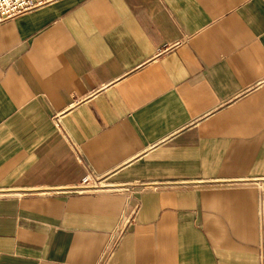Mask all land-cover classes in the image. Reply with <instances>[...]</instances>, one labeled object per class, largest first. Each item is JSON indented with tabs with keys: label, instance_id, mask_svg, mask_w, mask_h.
Wrapping results in <instances>:
<instances>
[{
	"label": "crops",
	"instance_id": "obj_1",
	"mask_svg": "<svg viewBox=\"0 0 264 264\" xmlns=\"http://www.w3.org/2000/svg\"><path fill=\"white\" fill-rule=\"evenodd\" d=\"M0 264H264V0L1 22Z\"/></svg>",
	"mask_w": 264,
	"mask_h": 264
},
{
	"label": "built area",
	"instance_id": "obj_2",
	"mask_svg": "<svg viewBox=\"0 0 264 264\" xmlns=\"http://www.w3.org/2000/svg\"><path fill=\"white\" fill-rule=\"evenodd\" d=\"M53 1L55 0H0V23ZM96 188H99L97 178L88 175L81 180L79 190L88 191ZM132 223L133 218L131 216H125L122 217L120 227L125 229L131 226Z\"/></svg>",
	"mask_w": 264,
	"mask_h": 264
}]
</instances>
